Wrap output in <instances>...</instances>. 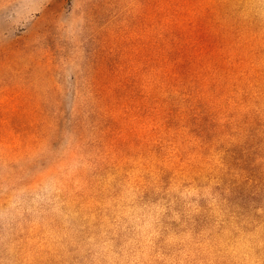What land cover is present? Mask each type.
Masks as SVG:
<instances>
[{"label":"rangeland","instance_id":"1","mask_svg":"<svg viewBox=\"0 0 264 264\" xmlns=\"http://www.w3.org/2000/svg\"><path fill=\"white\" fill-rule=\"evenodd\" d=\"M201 25L203 153L148 113ZM0 264H264V0H0Z\"/></svg>","mask_w":264,"mask_h":264},{"label":"trees","instance_id":"2","mask_svg":"<svg viewBox=\"0 0 264 264\" xmlns=\"http://www.w3.org/2000/svg\"><path fill=\"white\" fill-rule=\"evenodd\" d=\"M203 25L200 26L201 34L198 40L190 45H172V46H152V55L156 66L161 65L164 69L168 64L172 67L168 69L165 76L159 77L158 84L152 89L148 97V113L152 118L159 122V133L167 135L160 139H168L171 137L172 129L185 130L190 126L189 132L193 134L199 142L198 152H206L210 150L211 143L214 138L213 129L209 128L207 118L198 113L199 105L194 98L195 92L191 88H187L188 83L195 88V83H201L198 74L200 73L201 62L199 55L196 54V49L202 48L208 40V34H203ZM165 72V71H164ZM202 72V71H201ZM198 77V78H197ZM179 90L182 94H187L189 97L183 100H177L176 97H164L163 92H173ZM199 92V88L197 89ZM112 94L102 95L105 102L110 101ZM115 125V121L109 119L105 127L111 130Z\"/></svg>","mask_w":264,"mask_h":264}]
</instances>
